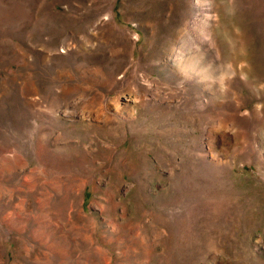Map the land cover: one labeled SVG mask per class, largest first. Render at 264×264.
<instances>
[{"label": "rangeland", "instance_id": "obj_1", "mask_svg": "<svg viewBox=\"0 0 264 264\" xmlns=\"http://www.w3.org/2000/svg\"><path fill=\"white\" fill-rule=\"evenodd\" d=\"M207 2L0 0V264H264V0Z\"/></svg>", "mask_w": 264, "mask_h": 264}, {"label": "bare ground", "instance_id": "obj_2", "mask_svg": "<svg viewBox=\"0 0 264 264\" xmlns=\"http://www.w3.org/2000/svg\"><path fill=\"white\" fill-rule=\"evenodd\" d=\"M204 2H205V7L208 9L209 8V4H208V2H207V0H203ZM206 10V9H205ZM209 10V9H208ZM207 10V11H208ZM209 12V11H208ZM207 13V12H206ZM205 15H207V14H205ZM208 18V17H207ZM205 21V20H204Z\"/></svg>", "mask_w": 264, "mask_h": 264}]
</instances>
